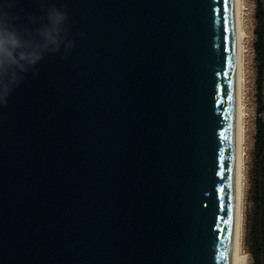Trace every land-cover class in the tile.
Returning a JSON list of instances; mask_svg holds the SVG:
<instances>
[{"label":"water","instance_id":"obj_1","mask_svg":"<svg viewBox=\"0 0 264 264\" xmlns=\"http://www.w3.org/2000/svg\"><path fill=\"white\" fill-rule=\"evenodd\" d=\"M4 29L0 264H231L233 0H0Z\"/></svg>","mask_w":264,"mask_h":264},{"label":"bare ground","instance_id":"obj_2","mask_svg":"<svg viewBox=\"0 0 264 264\" xmlns=\"http://www.w3.org/2000/svg\"><path fill=\"white\" fill-rule=\"evenodd\" d=\"M246 6L233 0L234 156L231 204V264H243L246 156Z\"/></svg>","mask_w":264,"mask_h":264},{"label":"trees","instance_id":"obj_3","mask_svg":"<svg viewBox=\"0 0 264 264\" xmlns=\"http://www.w3.org/2000/svg\"><path fill=\"white\" fill-rule=\"evenodd\" d=\"M253 15L250 50L255 70L254 94L258 116L252 150V208L247 216V237L252 263L260 264L264 252V121L259 115L264 111V0H255Z\"/></svg>","mask_w":264,"mask_h":264},{"label":"rangeland","instance_id":"obj_4","mask_svg":"<svg viewBox=\"0 0 264 264\" xmlns=\"http://www.w3.org/2000/svg\"><path fill=\"white\" fill-rule=\"evenodd\" d=\"M254 3L255 0H245L246 6V107H247V122H246V156H245V201H244V257L243 264H253L252 258L248 253V237H247V216L249 211L252 208L251 201V183H252V150L254 143V131H255V120L258 116L256 97L254 94V79H255V70L254 63L252 58V53L250 50L251 38H252V29L254 23ZM262 113L259 114L262 117ZM264 118V116H263ZM264 202V197H263ZM260 264H264V252L261 256Z\"/></svg>","mask_w":264,"mask_h":264},{"label":"clouds","instance_id":"obj_5","mask_svg":"<svg viewBox=\"0 0 264 264\" xmlns=\"http://www.w3.org/2000/svg\"><path fill=\"white\" fill-rule=\"evenodd\" d=\"M0 41H3L5 43H10L13 46H15L18 43V41L15 38V35L13 33L8 32L6 29L0 31Z\"/></svg>","mask_w":264,"mask_h":264},{"label":"built area","instance_id":"obj_6","mask_svg":"<svg viewBox=\"0 0 264 264\" xmlns=\"http://www.w3.org/2000/svg\"><path fill=\"white\" fill-rule=\"evenodd\" d=\"M263 113H262V119H263V121H264V118H263V116H264V111H262Z\"/></svg>","mask_w":264,"mask_h":264}]
</instances>
